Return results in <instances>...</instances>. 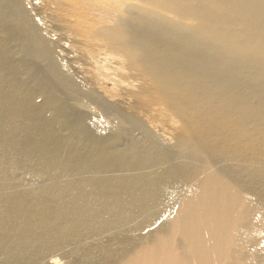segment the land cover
Returning a JSON list of instances; mask_svg holds the SVG:
<instances>
[{
	"label": "bare ground",
	"instance_id": "bare-ground-1",
	"mask_svg": "<svg viewBox=\"0 0 264 264\" xmlns=\"http://www.w3.org/2000/svg\"><path fill=\"white\" fill-rule=\"evenodd\" d=\"M50 1L0 0V264H264V0H120L84 51Z\"/></svg>",
	"mask_w": 264,
	"mask_h": 264
},
{
	"label": "rangeland",
	"instance_id": "rangeland-1",
	"mask_svg": "<svg viewBox=\"0 0 264 264\" xmlns=\"http://www.w3.org/2000/svg\"><path fill=\"white\" fill-rule=\"evenodd\" d=\"M39 0H33V2L37 3ZM48 2L51 5H48L49 8V15L52 17H56V14L60 12L56 9V7L51 3L50 0H43ZM60 2L66 3L69 5V9H71V12L68 14L65 11H61V18L59 19L58 23V30L59 33H61L63 42L68 48H75V49H87V47L91 46L93 44V41L87 40L86 38L82 39L81 41H78L76 39H72L74 36L75 31H78L80 33H83L82 28L85 27L88 29L90 26L93 27V22H96L94 27H97V24L101 23H109L113 18V11L119 10V3L120 0H94L99 5L108 6L110 11L106 14L102 12L99 5H93L90 1L87 0H59ZM127 2H132L130 0H125ZM76 11V12H75ZM79 12L80 15H76V13ZM104 19H100L103 18ZM55 32V31H54ZM76 37H80L79 35H76ZM84 75V73H82ZM135 78V76H133ZM104 85H110L108 83H105ZM110 87V86H108ZM122 90V88H121ZM121 91V93L125 94ZM135 106L136 108H139L141 110L148 109V103L146 100L143 99V97L139 94L135 97ZM164 123H168V121H164Z\"/></svg>",
	"mask_w": 264,
	"mask_h": 264
}]
</instances>
